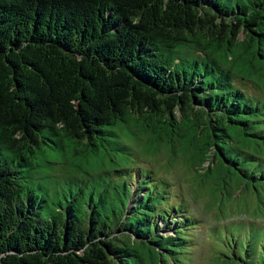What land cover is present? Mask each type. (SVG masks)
I'll list each match as a JSON object with an SVG mask.
<instances>
[{"label":"trees","instance_id":"trees-1","mask_svg":"<svg viewBox=\"0 0 264 264\" xmlns=\"http://www.w3.org/2000/svg\"><path fill=\"white\" fill-rule=\"evenodd\" d=\"M238 81L264 90V0H0V264H179L199 221L128 169L165 153L221 215L261 198L264 98Z\"/></svg>","mask_w":264,"mask_h":264},{"label":"rangeland","instance_id":"rangeland-1","mask_svg":"<svg viewBox=\"0 0 264 264\" xmlns=\"http://www.w3.org/2000/svg\"><path fill=\"white\" fill-rule=\"evenodd\" d=\"M237 84L251 96L264 98V90L260 87L243 81ZM164 154L153 160L145 157L141 159L137 155L128 172L133 174L135 181L140 171L146 170L163 179L161 181L168 182L172 194L166 207L184 203L190 215L199 221L198 228L187 232L191 240L188 246L190 250L186 255L188 257H182L179 264H220L219 258L231 256L237 251L235 248L242 249L247 245L254 248L253 258L260 263L264 250V208L261 204L264 203V193H261V198H257L249 187V192H245L241 199L230 200L221 215L218 206L209 207L210 200L204 195H197L202 199L195 197V180L184 164L178 161L172 165ZM178 215H174V218L180 220ZM166 226L161 225L164 229L160 232L165 233L163 230H166ZM175 226L166 234L172 235ZM239 264L244 262L239 261Z\"/></svg>","mask_w":264,"mask_h":264},{"label":"clouds","instance_id":"clouds-1","mask_svg":"<svg viewBox=\"0 0 264 264\" xmlns=\"http://www.w3.org/2000/svg\"><path fill=\"white\" fill-rule=\"evenodd\" d=\"M200 224V223H199Z\"/></svg>","mask_w":264,"mask_h":264}]
</instances>
